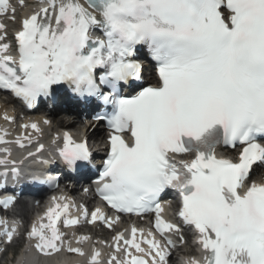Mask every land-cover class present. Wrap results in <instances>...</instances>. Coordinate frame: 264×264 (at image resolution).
Segmentation results:
<instances>
[{
  "label": "snow or ice",
  "instance_id": "6c2138e0",
  "mask_svg": "<svg viewBox=\"0 0 264 264\" xmlns=\"http://www.w3.org/2000/svg\"><path fill=\"white\" fill-rule=\"evenodd\" d=\"M142 50L155 83H145L136 59ZM65 85L111 109L95 117L111 130L98 195L118 213L155 214V233L133 226L130 237H113L107 264H170L173 250L187 243L185 229L203 264H264V172L253 178L264 170V0H0V90L31 108ZM23 127L39 131L36 123ZM228 147L239 148L236 159L220 153ZM3 151L0 177L18 180L27 157L18 164ZM58 155L70 169L91 160L87 140L68 132ZM30 182L51 186L55 178L33 174ZM169 189L179 194L182 225L162 216ZM53 201L26 233L29 247L100 264L101 253L73 246L58 222L101 221L112 229L120 217L100 208L70 217L65 197ZM13 203L0 200L5 208ZM2 223V243L11 245L17 229Z\"/></svg>",
  "mask_w": 264,
  "mask_h": 264
},
{
  "label": "bare ground",
  "instance_id": "6f19581e",
  "mask_svg": "<svg viewBox=\"0 0 264 264\" xmlns=\"http://www.w3.org/2000/svg\"><path fill=\"white\" fill-rule=\"evenodd\" d=\"M10 32H11V28H10ZM11 102L8 101L7 104H4L1 106L0 104V123L1 124H4V121H5V112H7L9 110V106H11ZM11 111V110H10ZM15 114V112L12 111V113H6V115L8 117H13ZM49 120L50 122L52 123V126L49 128V130L52 132V131H55L57 129H70L72 127V123L68 120V119H56L54 116L49 115ZM25 124V123H24ZM38 128L40 130L43 131V134L44 132H48V128H45V131L43 129V126H44V122L42 120H40L38 123ZM85 135H87L88 139L89 140H97V141H100L102 140L103 138V132H102V128L101 126H96V127H92V125L88 126L86 129H85ZM33 140V137L27 139V142H31ZM257 171V170H256ZM257 172H264V170L260 169L258 170ZM256 179H258V177L254 176ZM21 206L23 208V211H22V217H26L29 215V213H31V209L29 210L28 208H26L24 202H21ZM20 261H23L25 264H30V260L27 259V258H21Z\"/></svg>",
  "mask_w": 264,
  "mask_h": 264
},
{
  "label": "rangeland",
  "instance_id": "374dc122",
  "mask_svg": "<svg viewBox=\"0 0 264 264\" xmlns=\"http://www.w3.org/2000/svg\"><path fill=\"white\" fill-rule=\"evenodd\" d=\"M11 251H12V250H9L8 254L5 256V260L8 259V258L10 257ZM4 264H7V263L4 262Z\"/></svg>",
  "mask_w": 264,
  "mask_h": 264
}]
</instances>
